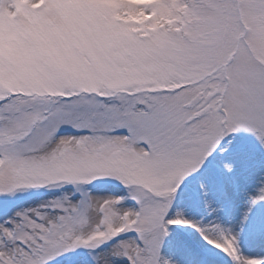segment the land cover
Wrapping results in <instances>:
<instances>
[{
  "label": "snow or ice",
  "instance_id": "snow-or-ice-1",
  "mask_svg": "<svg viewBox=\"0 0 264 264\" xmlns=\"http://www.w3.org/2000/svg\"><path fill=\"white\" fill-rule=\"evenodd\" d=\"M0 264H264V0H0Z\"/></svg>",
  "mask_w": 264,
  "mask_h": 264
},
{
  "label": "rangeland",
  "instance_id": "rangeland-1",
  "mask_svg": "<svg viewBox=\"0 0 264 264\" xmlns=\"http://www.w3.org/2000/svg\"><path fill=\"white\" fill-rule=\"evenodd\" d=\"M44 195L43 193H36L31 197V200H37L39 198H41V196ZM30 200V202H31Z\"/></svg>",
  "mask_w": 264,
  "mask_h": 264
}]
</instances>
